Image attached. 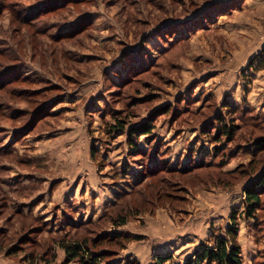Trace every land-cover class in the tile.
Masks as SVG:
<instances>
[{"label": "rangeland", "instance_id": "374dc122", "mask_svg": "<svg viewBox=\"0 0 264 264\" xmlns=\"http://www.w3.org/2000/svg\"><path fill=\"white\" fill-rule=\"evenodd\" d=\"M258 139L264 0H0V264H80L62 243L100 235L109 264L219 238L264 264Z\"/></svg>", "mask_w": 264, "mask_h": 264}, {"label": "trees", "instance_id": "16d2710c", "mask_svg": "<svg viewBox=\"0 0 264 264\" xmlns=\"http://www.w3.org/2000/svg\"><path fill=\"white\" fill-rule=\"evenodd\" d=\"M217 130L221 132L220 134H225L227 137H231L234 132V124L231 123L227 125L225 122L219 121ZM133 132V133H132ZM150 132V127L146 124H143L138 129H133L129 132V137L141 134H148ZM253 155L256 153L255 151L262 152L264 154V140L258 139L253 143ZM255 152V153H254ZM252 164V163H251ZM257 167H253L251 172H257ZM261 171L258 172L254 178V180L243 189L244 194V202L247 207V214L252 215L255 208L260 205V188H264V164L259 168ZM258 169V171H259ZM116 226H120L126 223V218L124 216L117 217L114 222ZM228 234L231 235V238H234L235 230L232 227L228 230ZM115 236H111L110 239L113 240ZM103 235H100L96 240L94 239H83L82 241H70L67 243H62V247L66 253V257L68 261L78 260L80 264H109L107 263L108 256L107 250H98L94 249L93 245H96L97 241H100ZM104 238V237H103ZM106 238V237H105ZM135 239H141L140 236L134 237ZM230 239L219 238L216 240L215 245L213 247L204 248L203 250L196 252L192 258H189L182 264H202L204 260L213 263V264H241V260L238 257L239 246L231 243ZM92 248V249H90ZM155 264H166L168 260L172 258V255L169 253H158L155 257ZM126 264H139V262H132Z\"/></svg>", "mask_w": 264, "mask_h": 264}, {"label": "crops", "instance_id": "0c3cea01", "mask_svg": "<svg viewBox=\"0 0 264 264\" xmlns=\"http://www.w3.org/2000/svg\"><path fill=\"white\" fill-rule=\"evenodd\" d=\"M184 237V236H183ZM183 237H180L179 235H176V236H171L169 239H165L164 242L165 243H168L169 241H175L177 242V240H180V239H183ZM182 246V245H181Z\"/></svg>", "mask_w": 264, "mask_h": 264}]
</instances>
